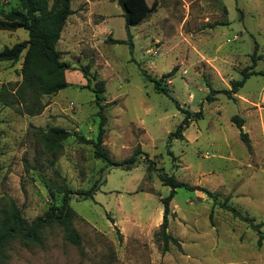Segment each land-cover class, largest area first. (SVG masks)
<instances>
[{
    "label": "rangeland",
    "instance_id": "1",
    "mask_svg": "<svg viewBox=\"0 0 264 264\" xmlns=\"http://www.w3.org/2000/svg\"><path fill=\"white\" fill-rule=\"evenodd\" d=\"M142 1L149 15L127 28L115 0H72L57 44L69 86L36 103L28 91L12 96L25 52L18 62H0V96L14 103L0 99V207L14 199L32 221L61 204L62 185L98 189L93 199L71 196L81 249L51 227L41 247L13 242L7 264H264V76L252 75L234 98L225 93L243 69L264 70V0ZM21 7L0 0V19ZM47 7L54 9L55 0ZM128 33L132 52L109 41L127 40ZM28 38L24 29H0V51ZM174 68L161 81L166 92L143 72L160 79ZM82 69L92 86L105 81V151L122 162L141 147L129 169L96 158L93 145L78 139L95 138L100 122ZM187 112L183 138L171 137ZM54 127L70 136L50 152L36 129ZM161 175L212 194L177 190L168 233L180 248L170 242L164 250L162 200L171 188Z\"/></svg>",
    "mask_w": 264,
    "mask_h": 264
},
{
    "label": "trees",
    "instance_id": "2",
    "mask_svg": "<svg viewBox=\"0 0 264 264\" xmlns=\"http://www.w3.org/2000/svg\"><path fill=\"white\" fill-rule=\"evenodd\" d=\"M19 1L22 6L21 9L11 10L8 13H5L4 19H0V29H24L28 32L29 38L28 40L19 42L10 48L0 51V62H18L25 52L23 67L21 69L22 81L20 84H16L17 88L12 96L16 97L18 94L22 95L23 92L28 91L32 93V100L36 103L43 95L58 93L69 86V83L65 79V72L70 68L66 63L60 61L61 53L57 49V44L61 38L67 19L73 14L71 8L72 0H55V8L50 10L47 7V0ZM115 1L123 10V16L127 28L140 25L150 13V11L145 8L142 0ZM109 41L115 44L129 45L130 51H133L132 37L129 33L127 40L109 39ZM249 70L252 69H243L241 71L242 78L240 80L232 81L231 89L226 90L225 93L233 97V95L239 92L252 75L264 76V70L258 72ZM81 71L87 79L86 88H91L96 95L95 103L99 107L98 117L100 122L98 134L95 138L88 139L83 135H78V139L81 142L93 145L96 158L102 159L111 166H121L127 169L131 168L138 162L139 156L142 154L141 147L138 146L133 155L122 162L114 161L105 151L104 134L106 131V117L103 110L106 105L102 104L104 101L103 94L105 91V81L98 80L92 86L87 69H82ZM174 71L175 68L171 72L164 74L160 79H155L145 71L143 72L152 82H154L155 88L158 92H166L161 85V81L164 78L172 76ZM213 92L214 91L212 90L211 93ZM0 99L7 106L14 105L12 98H7L4 93L1 94ZM177 105L179 107L178 102ZM41 111L42 108L39 111L31 110L28 113L30 115H37L40 114ZM191 116V113L187 112L185 120L179 125L174 133H171V137L176 136L183 138V131L188 126ZM232 121L239 128L240 138L250 151V138L248 134L243 131L244 120L236 115L232 118ZM36 131L40 140L50 152L59 151L62 148L61 142L70 136L69 132L57 127L48 130L37 128ZM160 179L165 186L171 188L170 194L162 200L164 215L161 224V237L164 244V250H168L170 242L180 248L178 240L168 233L170 205L177 190L179 188H184L188 191L199 190L208 196H212V194L205 188L199 186L193 187L187 183L180 182L173 175H161ZM97 191L98 189L96 186H93L88 190L75 192L70 190L66 185H62L60 188V193L62 195L61 204L52 205L43 216L36 217L32 221L27 220L23 216L16 201L9 198L4 206L0 207V264H7L9 259L8 249L13 242L19 241L23 245H33L37 247L43 246V234L47 228L51 227H60L65 238L71 244L81 249L82 237L74 225L76 214L70 205L71 196L76 194L81 196L83 200L93 199ZM230 210L241 220L248 223L251 222L234 208H230ZM252 226L253 228H257L254 225Z\"/></svg>",
    "mask_w": 264,
    "mask_h": 264
}]
</instances>
